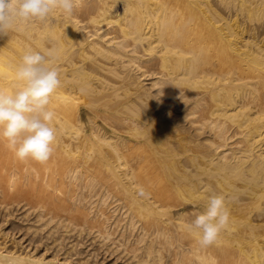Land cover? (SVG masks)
Here are the masks:
<instances>
[{
	"label": "bare ground",
	"instance_id": "obj_1",
	"mask_svg": "<svg viewBox=\"0 0 264 264\" xmlns=\"http://www.w3.org/2000/svg\"><path fill=\"white\" fill-rule=\"evenodd\" d=\"M45 48L54 152L0 144V264H264V0H83L0 35V86ZM213 194L229 227L201 248Z\"/></svg>",
	"mask_w": 264,
	"mask_h": 264
},
{
	"label": "clouds",
	"instance_id": "obj_2",
	"mask_svg": "<svg viewBox=\"0 0 264 264\" xmlns=\"http://www.w3.org/2000/svg\"><path fill=\"white\" fill-rule=\"evenodd\" d=\"M83 0H0V35L33 22H44L59 12L71 17ZM56 48L29 49L12 67L13 86H0V144L20 161L46 163L54 152L55 112L50 107L62 85L55 65ZM230 211L223 194L207 197L203 212L187 223L190 235L201 248L219 241L229 227Z\"/></svg>",
	"mask_w": 264,
	"mask_h": 264
},
{
	"label": "rangeland",
	"instance_id": "obj_3",
	"mask_svg": "<svg viewBox=\"0 0 264 264\" xmlns=\"http://www.w3.org/2000/svg\"><path fill=\"white\" fill-rule=\"evenodd\" d=\"M3 213V215H4V217H5V213L4 212H2ZM2 213H0V224H3V223H1V220H2V222H4L5 223V221H3L4 219V217L2 216ZM20 212L19 211H17V210H15V213L13 214V215H10L9 216V219H11L10 220V222H8L7 224H4V227H6V229H9V234H11L12 235V233H13V235L15 236V237H18L19 236V238H21V237H25V239H28V238H30L29 236H28V234L27 235H22V234H24V233H22V232H24L23 230H22V227L20 226V225H22V221H20ZM2 216V217H1ZM11 216H13V217H11ZM6 218V217H5ZM16 220H15V219ZM12 220H15V221H12ZM17 221H19V223L17 222ZM11 222H15V223H11ZM17 222V223H16ZM25 223V222H24ZM23 223V224H24ZM12 224V225H11ZM20 224V225H19ZM18 225V226H17ZM10 226V227H9ZM14 226V227H13ZM20 226V227H19ZM13 227V228H12ZM15 227H17V228H15ZM19 227V228H18ZM18 229H21L20 230V232H19V230ZM17 232V233H16ZM10 235V236H11ZM22 235V236H21ZM37 237V236H36ZM36 237H34V238H36ZM31 238H32V236H31ZM37 239V238H36ZM36 239H34V240H36ZM29 242V240H27L26 241V243H28ZM25 243V244H26ZM36 243H39V242H37L36 241ZM87 244V243H86ZM89 244V243H88ZM87 244V245H88ZM83 247V249L85 248V249H87L86 248V246H82ZM101 252V253H100ZM100 252H99V254H100V256H102V257H106L107 258V261L109 260L110 262H112V259H113V257L112 256H110V257H108V256H106V255H108L107 253H104L101 249H100ZM104 253V254H103ZM106 254V255H105ZM99 256V257H100ZM108 258H111V260L110 259H108ZM105 261H106V259H105Z\"/></svg>",
	"mask_w": 264,
	"mask_h": 264
}]
</instances>
